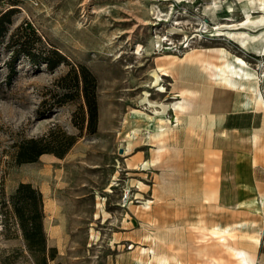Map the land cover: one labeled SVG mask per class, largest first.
Listing matches in <instances>:
<instances>
[{"label": "rangeland", "instance_id": "rangeland-1", "mask_svg": "<svg viewBox=\"0 0 264 264\" xmlns=\"http://www.w3.org/2000/svg\"><path fill=\"white\" fill-rule=\"evenodd\" d=\"M8 8L11 21L0 41V204L19 182L40 190L54 260L235 264L232 251L209 232L219 226L229 228L226 244L250 250L255 264H264L261 190L252 180L247 197L240 195L233 171L236 150L253 148L256 135L214 123L245 100L260 109L251 88L257 78L264 84V24H221L242 22L247 13L254 19L262 9L251 13L244 0H0V11ZM25 22L65 61L36 67L21 54L8 78L9 35ZM243 31L258 39L243 45L236 35ZM235 56L252 73L237 80L243 89L218 78L227 62L237 64ZM80 66L96 82L94 132L87 130L81 80L76 85L70 74L60 81ZM162 67L167 75L159 91L151 73ZM176 101L181 109L172 107ZM134 108L153 119L132 116ZM49 131L63 143L62 132L73 134L75 142L62 156L44 152L15 161L19 142ZM6 258L29 263L21 238L12 227L3 230L0 216V264Z\"/></svg>", "mask_w": 264, "mask_h": 264}, {"label": "trees", "instance_id": "trees-1", "mask_svg": "<svg viewBox=\"0 0 264 264\" xmlns=\"http://www.w3.org/2000/svg\"><path fill=\"white\" fill-rule=\"evenodd\" d=\"M12 9L0 11V41L8 32V24L11 21ZM12 47V55L6 61L9 68L7 74L11 78L14 74V60L24 54L29 59L30 64L38 67L41 63L52 69L60 62L65 61V57L56 49L47 47L42 38L32 25L21 23L15 27L9 35V41L6 47ZM72 74L75 84L78 85L81 80V91L87 106V130L94 132L97 120V104L94 76L83 66L79 68L72 67L67 74L60 78V81L66 79ZM62 87H66L61 83ZM65 143L61 139L54 137L51 131L37 136L28 137L19 142L15 151L16 162H27L35 160L44 152H53L62 156L65 151L75 142L73 134L62 132ZM0 216L3 230H9L11 227L14 234L19 236L23 243V249L29 257L28 264H49L56 257V248L48 246L46 235L43 228V198L40 190L29 182H19L14 191L7 196L0 204ZM14 250H17L14 249ZM5 264H11L8 258L4 260ZM53 264H63L59 260H54Z\"/></svg>", "mask_w": 264, "mask_h": 264}, {"label": "crops", "instance_id": "crops-1", "mask_svg": "<svg viewBox=\"0 0 264 264\" xmlns=\"http://www.w3.org/2000/svg\"><path fill=\"white\" fill-rule=\"evenodd\" d=\"M261 82V79L259 83L258 78L256 79L257 92L260 94L258 96L260 99L257 97L256 101H260V109L253 110L248 108L249 105L243 106L241 103L239 104L240 108L226 109L214 119L216 124L222 122L225 129L237 132H252L256 135V143L253 148L249 149L247 146L241 145L240 149L236 150L235 155L234 176L239 194L244 197L248 195V184L252 180L255 181V183L253 182L254 186H258L260 188L258 190L264 193V84ZM213 114L215 115L216 112ZM261 193H258L259 196ZM239 205L241 210L247 211L244 205ZM228 208L231 209L229 206ZM259 226L264 228V215Z\"/></svg>", "mask_w": 264, "mask_h": 264}, {"label": "bare ground", "instance_id": "bare-ground-1", "mask_svg": "<svg viewBox=\"0 0 264 264\" xmlns=\"http://www.w3.org/2000/svg\"><path fill=\"white\" fill-rule=\"evenodd\" d=\"M213 1H214V3H218V0H213ZM239 1H243V0H239ZM244 1L251 8V10H250L251 13H253L255 11H259V10H256L255 8L260 7L262 9V13L260 14V16L253 19L250 17V14L247 13L245 20L242 22H231L229 24L228 23H225V24L222 23L221 25L228 26L229 29H237V28H247V26L254 25V24H264V0H244ZM245 8H246V6H245ZM244 31L243 32H237V34H236L238 37H240V41L243 45L245 44V46H246V43L248 40L254 41V40L258 39L257 35L248 36L245 34ZM139 49H140L139 46H137L135 49V52H139ZM262 53L264 54V46L262 48ZM234 58H235V60H237V64H234L231 61L227 62L225 64L224 69H218L219 72L223 71V75L218 77V78H220L223 82L227 83V85L230 87L236 86L238 89H243V87H244L243 83L238 82L237 80L243 79L247 76H252V73L249 72V70L244 69V66H247V63L242 57L235 56ZM165 74L167 75V72L165 71V69H163V67L160 69L158 68L157 70H153L151 73V75L153 77L152 85H158L159 87L157 89L159 91H164V87L162 85H160L159 82L162 79V75H165ZM251 90H253V93L255 94V96H254L255 97L254 101H255L257 99V97L260 96V94L257 92L256 86L254 88H251ZM250 103L251 102L249 100H245L244 102H242L241 105L245 106V105H249ZM171 105L174 109H181V107H182V104L180 101L172 102ZM131 114L134 117H139V118L144 119V120L153 119V116H151V115H149V114H147V113H145L142 110L137 109V108L132 109ZM134 135H135L134 131L132 132V134L127 135V139H126L127 146L125 147L124 151H126L128 149L129 144L134 139ZM260 197H261V202L264 203V193H261ZM253 201H254V199H252V202ZM208 229H209L210 234L217 237L218 244H224L226 248H228L232 251L234 256L238 259L235 264H255V258L251 254L250 250H247V249L242 248V247L236 248L230 244L229 245L226 244L225 241H226L227 235L229 234V228L212 226V227H209ZM253 239H254L255 243H258V241H260V239L257 236L253 237ZM210 264H226V263L221 262V261L219 262L218 260H212L210 262Z\"/></svg>", "mask_w": 264, "mask_h": 264}, {"label": "water", "instance_id": "water-1", "mask_svg": "<svg viewBox=\"0 0 264 264\" xmlns=\"http://www.w3.org/2000/svg\"><path fill=\"white\" fill-rule=\"evenodd\" d=\"M119 151H121V149Z\"/></svg>", "mask_w": 264, "mask_h": 264}]
</instances>
